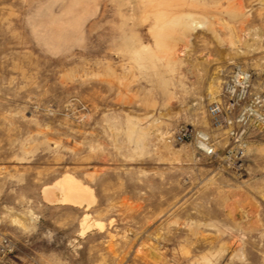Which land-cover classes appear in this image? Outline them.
Instances as JSON below:
<instances>
[{"label":"rangeland","instance_id":"374dc122","mask_svg":"<svg viewBox=\"0 0 264 264\" xmlns=\"http://www.w3.org/2000/svg\"><path fill=\"white\" fill-rule=\"evenodd\" d=\"M239 71L264 90V0H0V262L264 264V125L238 155L209 111ZM67 173L91 208L44 198Z\"/></svg>","mask_w":264,"mask_h":264},{"label":"built area","instance_id":"2783aa9c","mask_svg":"<svg viewBox=\"0 0 264 264\" xmlns=\"http://www.w3.org/2000/svg\"><path fill=\"white\" fill-rule=\"evenodd\" d=\"M252 86V75L244 71L236 73L225 86L224 92L229 99L227 108L231 110L241 103L243 104L242 111L238 117L227 120L224 117L225 107L221 103H214L209 108L214 124L218 127L227 125L230 129V135L234 138L235 142L239 143L238 155L243 153V148L246 146L243 142L246 128L255 124L264 125V90L260 93H252ZM193 139L196 140L198 148L206 154H216L210 135L203 131L194 132L188 125L180 126L176 133L167 138L169 142L174 143H184L187 140ZM9 247V239L5 238L0 241V253H6L10 249ZM0 264L14 263L0 262Z\"/></svg>","mask_w":264,"mask_h":264},{"label":"bare ground","instance_id":"6f19581e","mask_svg":"<svg viewBox=\"0 0 264 264\" xmlns=\"http://www.w3.org/2000/svg\"><path fill=\"white\" fill-rule=\"evenodd\" d=\"M202 146L205 148L204 145ZM55 190H59L60 195H57ZM43 194L47 202L84 206L85 209L91 208L95 202V196L93 195L91 187L69 173L65 174L53 185L45 187L43 189ZM87 216L88 214L84 219L86 230L91 227L88 223ZM97 224L100 225V227H103L102 222L97 221Z\"/></svg>","mask_w":264,"mask_h":264}]
</instances>
